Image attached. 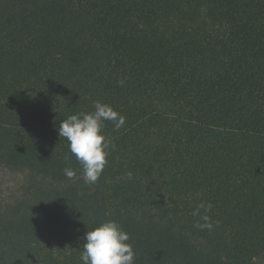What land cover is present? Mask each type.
I'll return each mask as SVG.
<instances>
[{"label": "trees", "instance_id": "1", "mask_svg": "<svg viewBox=\"0 0 264 264\" xmlns=\"http://www.w3.org/2000/svg\"><path fill=\"white\" fill-rule=\"evenodd\" d=\"M96 101L87 184L58 127ZM0 169V264H83L107 220L135 264H264V0H0Z\"/></svg>", "mask_w": 264, "mask_h": 264}, {"label": "clouds", "instance_id": "2", "mask_svg": "<svg viewBox=\"0 0 264 264\" xmlns=\"http://www.w3.org/2000/svg\"><path fill=\"white\" fill-rule=\"evenodd\" d=\"M94 109L93 112L70 115L58 127L59 136L69 142V151L82 168L87 184H94L99 179L107 163L109 142L102 131L104 122H112L116 130L125 124V117L109 104L96 101ZM64 174L68 179H73L76 172L68 166ZM208 207L211 208V205ZM203 227L211 229L212 224ZM83 240V264H135L130 235L115 220L103 221L92 230H87Z\"/></svg>", "mask_w": 264, "mask_h": 264}, {"label": "rangeland", "instance_id": "3", "mask_svg": "<svg viewBox=\"0 0 264 264\" xmlns=\"http://www.w3.org/2000/svg\"><path fill=\"white\" fill-rule=\"evenodd\" d=\"M23 182L22 176L0 169V202L10 200L20 189Z\"/></svg>", "mask_w": 264, "mask_h": 264}]
</instances>
